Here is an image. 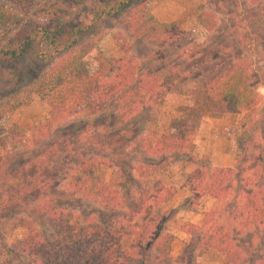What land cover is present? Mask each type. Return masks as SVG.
I'll return each mask as SVG.
<instances>
[{
	"label": "trees",
	"instance_id": "trees-1",
	"mask_svg": "<svg viewBox=\"0 0 264 264\" xmlns=\"http://www.w3.org/2000/svg\"><path fill=\"white\" fill-rule=\"evenodd\" d=\"M7 1L20 6L23 0ZM90 1L87 25L76 20L78 13L55 24L80 0L40 6L28 0L29 19L17 18L25 4L18 14L0 9V63H20L32 49L38 70L29 73V85L48 105L45 121L26 134L4 123L29 102L25 90L0 96V264H170V228L183 207L166 209L177 188L150 178L179 161L192 167L185 202L198 206L209 197L216 205L201 225H181L191 242L177 264H197L196 254L212 253L223 256L222 264H264L263 254L252 258L238 244L241 235L264 232V119H255L264 102L258 92L264 71L250 54L264 40L251 25L264 31V0H201L196 20L205 40L179 22L154 17V0ZM219 9L236 35L220 29ZM105 19H121L130 38H116V57L105 56L93 38ZM170 92L186 103L168 132L158 133L157 115ZM207 113L243 117L242 128L229 136L238 154L246 150L236 138L241 131L252 146L256 133L263 134L262 149L238 155L234 168L196 158L195 138ZM12 228L25 236L8 248L4 235Z\"/></svg>",
	"mask_w": 264,
	"mask_h": 264
},
{
	"label": "rangeland",
	"instance_id": "rangeland-1",
	"mask_svg": "<svg viewBox=\"0 0 264 264\" xmlns=\"http://www.w3.org/2000/svg\"><path fill=\"white\" fill-rule=\"evenodd\" d=\"M37 4H47L51 0H35ZM53 2V1H52ZM91 1L80 0V4L76 9L70 7L64 15L59 13L58 19H55V24L67 23L73 19H76L75 13H78L79 21H82L83 24H91L92 22V8ZM22 4H25L23 13L20 16H17L18 19L31 17V11L28 7L30 4L28 0H23L19 3L20 6L12 3L7 0H0V9H6L16 14L20 13V8ZM66 5V4H63ZM202 5L201 0H154L151 3V13L158 20L162 22H179L184 29L188 31H196L199 35L200 40H205L207 34L201 30L198 26L196 16L197 12ZM224 9H219V25L220 29L227 32V35H236L235 30L231 31L230 28H233V22L225 16ZM262 24H264V19H262ZM8 22V24H10ZM5 24V23H4ZM255 30L259 32H264L258 23L251 24ZM95 30L93 31L94 37L98 41V45L101 51L107 57H116L118 55V46L116 44V38L121 40L130 41L128 34L124 31L121 19L117 20H102L97 23ZM219 29V30H220ZM2 30V29H1ZM245 30L238 31L239 33H244ZM3 32V31H2ZM89 35V34H88ZM87 36V35H86ZM1 38V36H0ZM249 39V38H248ZM87 37L83 38V41L86 42ZM249 40H246L247 43ZM224 43H229V41H224ZM247 46V45H246ZM250 47V46H249ZM252 54V61H259L260 68L264 71V40L256 43V47H251L250 49ZM31 52L25 58L17 64H4L0 63V96H4L5 99H9L11 94L19 88L20 92H24L28 96L29 102L27 104L21 105L18 109L13 111L7 119H5V126L11 124L18 125L23 129L26 134H29V130L33 126L42 124L46 117L48 111L47 102L41 97L37 96L32 92L31 85H29V73L31 71L38 70V65L31 59ZM24 74V77L21 75ZM22 87V89H20ZM31 90V91H30ZM258 92L264 96V88L260 87ZM4 100V99H2ZM0 100V108L3 107L4 102ZM264 100V99H263ZM2 101V103H1ZM186 103L185 98L181 93L170 92L167 93L164 97V102L159 109L157 115V132L166 133L169 130L170 121L178 116V107ZM264 109V102L261 105V109ZM260 109L257 113L256 118H259V121L264 119V110ZM244 119L240 115L235 114H222L215 115L213 113H207L202 119V124L199 129V132L195 138V151L194 155L196 158L200 159L203 157L208 158L210 165L212 167L217 166H230L235 167V160L237 162L238 155L241 158H246L248 153L246 150H253L255 147L260 146L262 149L261 138L263 139V134L256 133L254 146L250 143H247V138L244 136H239L243 132L241 130L236 136L237 141L242 145L245 144L244 151H239L236 146L233 144L229 136H231L232 128H242ZM264 140V139H263ZM249 146V149H247ZM260 151V150H259ZM257 151V154L259 153ZM250 154V153H249ZM127 162H131L128 160ZM144 162L152 163V160L145 158ZM131 165V164H130ZM250 166V165H247ZM192 167L184 164L182 162H176L169 166L166 170L155 172L150 178V182L155 180H161L169 186H175L177 188V194L174 198L165 206L168 208H176L179 205L183 207L176 215V224L170 228V232L173 236V240L170 246V256L172 261L170 264H177V260L182 257L184 249L191 242L189 236L185 235L180 231V227L183 223L191 222L197 225H201L205 220V212L212 210L216 203L209 197H203L200 200L198 206L192 205L191 201L185 202L186 198H190L186 188H187V177L191 172ZM105 177L107 183H113L114 177L111 169H106ZM183 205V206H182ZM81 205H75L74 208L79 209ZM221 208V205L217 207ZM25 236V231L22 228H16L8 230L6 235H4V244L7 242L6 247L10 248L9 245L12 240L20 239ZM264 238V232L254 236L253 238L246 235L239 236L238 244L243 249L244 254L255 257L257 254L264 255V247L262 245V239ZM248 259V258H247ZM197 264H222L223 256L220 254H207L201 255L196 254L195 257Z\"/></svg>",
	"mask_w": 264,
	"mask_h": 264
},
{
	"label": "crops",
	"instance_id": "crops-1",
	"mask_svg": "<svg viewBox=\"0 0 264 264\" xmlns=\"http://www.w3.org/2000/svg\"><path fill=\"white\" fill-rule=\"evenodd\" d=\"M154 17H155V16H154ZM167 23H169V22H167ZM201 124H202V122H201ZM200 127H201V126H200ZM195 147H196V145H195ZM235 166H236V160H235ZM217 167H219V168H234L233 165H230V166H228V167H227V166H217ZM191 171H192V170H191ZM186 190H187V192H188V194H189L188 188H186ZM176 194H177V193H176ZM189 195H190V194H189ZM173 198H174V197H173ZM170 201H171V200H170ZM170 201H169V202H170ZM169 202H168V203H169ZM190 223H191V222H190Z\"/></svg>",
	"mask_w": 264,
	"mask_h": 264
}]
</instances>
